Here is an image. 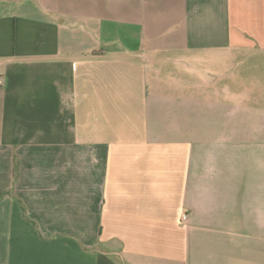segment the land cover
I'll use <instances>...</instances> for the list:
<instances>
[{
  "label": "crops",
  "instance_id": "1",
  "mask_svg": "<svg viewBox=\"0 0 264 264\" xmlns=\"http://www.w3.org/2000/svg\"><path fill=\"white\" fill-rule=\"evenodd\" d=\"M0 264H264V0H0Z\"/></svg>",
  "mask_w": 264,
  "mask_h": 264
},
{
  "label": "rangeland",
  "instance_id": "2",
  "mask_svg": "<svg viewBox=\"0 0 264 264\" xmlns=\"http://www.w3.org/2000/svg\"><path fill=\"white\" fill-rule=\"evenodd\" d=\"M117 43H120V42H117ZM144 46L147 47V46H148V42H145V43H144Z\"/></svg>",
  "mask_w": 264,
  "mask_h": 264
}]
</instances>
